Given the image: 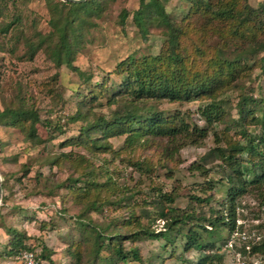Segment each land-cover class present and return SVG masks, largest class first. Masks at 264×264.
<instances>
[{
    "label": "rangeland",
    "instance_id": "rangeland-1",
    "mask_svg": "<svg viewBox=\"0 0 264 264\" xmlns=\"http://www.w3.org/2000/svg\"><path fill=\"white\" fill-rule=\"evenodd\" d=\"M17 1L15 13L9 6L10 14H0V29L8 23V15L20 10L17 32L22 31L30 44L42 41L43 45L28 60L23 39L16 42L14 31L5 36L0 33V111L4 107L16 109L23 101L42 125H34L32 140L27 136V125L21 129L0 125V264H12L3 258V242L25 243L40 251L48 264H181L208 253L184 251L186 234L195 233L205 243L228 240L227 227L214 220L225 219L229 213L228 163L235 159L241 167L264 166V52L246 56L232 78L223 75L213 98L205 94L189 102L145 104L153 112L174 119L177 136L173 139L140 135L127 145V134L116 135L105 129L90 137L92 143L81 129L101 115L105 121L110 119L114 105L106 101L117 94L123 80L118 64L131 55L135 59L155 56L162 45L161 30L142 27L141 31L147 32L142 41L130 15L122 27L118 26L121 10L131 13L137 8L136 0L107 1L105 7L99 5L100 0L95 1L99 7H93L100 13L89 18L88 27L78 25L82 40L75 46L70 65L58 67L54 50L59 40L53 27L61 17L60 0ZM179 4V0H168L163 2L164 10L171 18H178ZM248 5L258 10L264 0H248ZM208 34L203 44L206 57L194 61L197 70L204 69V60L218 49H224L228 58L238 54L225 37ZM243 35L254 36L256 41L264 38L252 24ZM241 98L247 102L248 113L239 112ZM248 99L258 101L259 106L252 109ZM116 100L118 104L124 102L119 97ZM78 111L81 117L71 121ZM193 127L204 135L199 138ZM235 145L245 148L244 152L229 153L231 160L215 153L214 159L202 164L201 157L208 150ZM239 175L244 190L234 201V211L238 214L236 224L241 223L239 234L246 236L245 244L240 239L232 252L222 247L211 252L220 255L211 264H264V252L249 253L252 244L264 242V186L251 184L252 175L244 171ZM168 195L175 198L172 205L164 206L175 209L168 216L184 220L164 233L171 241L141 234V229L148 234L163 231L155 202ZM207 219L216 224L214 229ZM123 221H129L128 227L121 228ZM102 224L114 225L101 231L104 237L112 230L127 238L137 233L121 245L125 250L135 249L141 261L135 262L130 256L123 262L115 260L114 250L108 246L102 247L105 251L96 259L91 226L96 230ZM197 225L215 234L207 236ZM8 229L16 234L8 233Z\"/></svg>",
    "mask_w": 264,
    "mask_h": 264
},
{
    "label": "trees",
    "instance_id": "trees-1",
    "mask_svg": "<svg viewBox=\"0 0 264 264\" xmlns=\"http://www.w3.org/2000/svg\"><path fill=\"white\" fill-rule=\"evenodd\" d=\"M95 1L97 2L99 0H86L80 4L58 1L64 12L61 11V17H59L57 25L53 27L59 40L54 50V62L56 66L59 67L61 64L70 65V61L75 54V46L82 40L80 27L78 25L88 27L89 18L92 15L98 16L100 13L99 10L96 11L94 8L98 5ZM107 1L113 0H100L99 5L101 4V6L105 7ZM136 1L137 8L130 11L131 13L126 9L121 10L118 16V26L122 27L124 20L130 15L132 23L137 27L142 41L146 40L147 32L141 31V28L143 27L146 29L148 27H155L161 30L162 45L158 53L153 57L135 59L131 55L118 64L117 72L123 76V80L120 82L117 94L114 96L111 95L106 101L107 105H114L110 119L105 121L103 115H101L94 119L91 124L83 127L81 131L87 141L92 140L90 137L96 131H101V133H103L105 129H110L111 133L116 135L127 134L129 136L127 140H125L127 145L132 144L130 139L139 138L140 135L158 138L162 137L168 140L173 139L177 136L176 128L173 127L175 125L174 119L170 120L169 117H167L170 115L166 116V114L153 112L151 106L144 107L145 104L149 101H154V104H157V102H161L162 100L168 103L189 102L205 94L208 95L204 97L213 98V91L217 90L216 86L220 85L221 79L225 78L223 75H228L232 78V76L237 73V68L241 65V61L246 60V56L252 57L264 52V38L262 41H256L254 36L251 38L250 35H246L245 37L243 35L245 31H248L249 24H252L255 30L264 34V6L258 10L252 9L248 5V0H206V2L202 0H179L180 4L178 10H180L181 14L178 18L174 19L164 10L163 2H167L168 0ZM17 5V0H0V14L2 15L3 11L8 12L9 6L13 9L12 13H15ZM181 8H184V10L181 11ZM17 12L16 14L8 15L9 21L8 23H4L5 25L0 29V33L5 36L14 31L15 34L13 39L16 42H18L19 39H23V43H25L27 48L26 56L27 59L30 60L34 52L42 47L43 42L38 41L37 43L40 42L38 45L37 43L30 44L23 36L22 31L17 32L18 26L21 24L22 20L20 16L21 11L19 10ZM8 14L10 13L8 12ZM76 20L78 21L77 23H75ZM208 33H212L219 38L225 37L226 40H228L227 43L234 45L233 49L237 51L238 54L232 58H228L226 57L224 49H218L204 60L203 64L205 68L197 70L194 61L195 58L206 57V48L205 46L203 47V44L205 39L208 38ZM185 41H189L187 42V47L184 46ZM237 42H239V44H237ZM242 43L244 44L242 45ZM262 60L264 62V58ZM212 83H214L215 86L212 87ZM117 97H119L120 101L124 99L123 104L117 103ZM241 99L238 104V106H240L239 112L240 114L248 113L249 109L246 107L247 102L245 99ZM247 101L248 103H253L252 109L259 106L258 101H253L251 99ZM80 117L81 113L78 111L70 120L76 121L78 120L77 118ZM37 123L42 125L36 113L32 110H28V108L24 106L23 101H21V104L16 109L4 107L0 111L1 126L21 129L27 125V136L30 140L35 137L34 125ZM45 125H48V123ZM115 129L117 131L113 133ZM184 129L186 130L185 132L188 133V129ZM193 131L200 134L199 138L204 135L203 132L196 129V127H193ZM248 148L249 152H252V149L250 147ZM244 149L245 148L238 145L225 149H210L202 155L201 162L205 164L209 158L213 157L214 159L215 153H218L220 157L231 160L232 157L228 155L229 153H243ZM225 154H227V156ZM227 171L228 174L225 179L229 185V213L225 219L221 217L220 221H217L216 218L214 220L217 225L227 227V239L229 240L233 233H241L239 231L241 229L238 227L241 226V223L236 224L238 214L234 211V201L244 190L242 187L243 183H241L243 181L239 174L241 171H244L252 175L253 179L250 183L261 187L264 186V166L252 164L249 167H241L235 159H232V163H228ZM2 191L3 185L1 184V192ZM193 200L199 202L197 198ZM174 201L175 198L168 195L165 199L159 198L158 201L155 202L157 217L163 222V231L157 233L150 231L148 234L147 231L143 232L144 230L141 229V234L143 233L154 239L164 238L167 242H170L171 240L167 239L164 233L173 231V229L180 224V221L181 223L184 221L168 216V212H174L175 209L170 207L164 208V206L172 205ZM263 205L264 202H262V206ZM142 213L144 216H147L146 212ZM206 221H208V219ZM126 222L123 221L121 228L128 227L129 221ZM215 223H209L213 229L214 226H216ZM197 226L201 227L207 236L215 234V231L209 230V232L202 225ZM113 227L114 225L102 224V227H98L95 230V227L91 226L94 240L97 244L94 253L95 258H99L98 255L101 253L100 251L104 250L103 246H108L114 250L115 260L118 258L119 261L123 262L130 256L133 261L139 263L141 260L137 256L136 250L132 248L130 250H125L123 245H121V241L124 239L132 240L137 236V233H132L129 235V238H127L124 237L123 234L116 233L112 230L113 233L109 235L105 233L106 237H104L101 231L106 232L109 228ZM7 232L16 234L14 230L8 229ZM184 237L186 240L184 243V251L201 250L208 253L195 261L185 260L181 264H211L213 259L220 256L218 253L211 252H218L221 247L222 250H224L223 247L228 241L225 240L221 242L217 240V242L215 241L216 244L214 241L205 243L203 240L199 239L195 233L190 235L186 234ZM6 238L8 237L6 236ZM103 238H107L106 244L103 242ZM258 242L252 244L249 253L262 254L264 252V242L260 246L256 245ZM2 244L5 250L3 258L10 260V263L18 252L23 250H35L33 247H29L25 243L22 244L19 241L11 245H6L7 242H3ZM113 244H118L119 246H114ZM244 244L245 243H243V245ZM238 250L244 252L241 248ZM38 254L39 257L43 259L40 251H38Z\"/></svg>",
    "mask_w": 264,
    "mask_h": 264
},
{
    "label": "built area",
    "instance_id": "built-area-1",
    "mask_svg": "<svg viewBox=\"0 0 264 264\" xmlns=\"http://www.w3.org/2000/svg\"><path fill=\"white\" fill-rule=\"evenodd\" d=\"M242 241V243H244L243 241L246 240V236L239 234V233H233L229 240L226 242V244L224 245V249H226L227 251H234L235 248V241L240 240ZM245 247V251H248L249 248ZM12 264H48L47 262H45L43 259H41L39 257L38 251L37 250H23L21 252H18L17 254H15V256L13 257Z\"/></svg>",
    "mask_w": 264,
    "mask_h": 264
},
{
    "label": "water",
    "instance_id": "water-1",
    "mask_svg": "<svg viewBox=\"0 0 264 264\" xmlns=\"http://www.w3.org/2000/svg\"><path fill=\"white\" fill-rule=\"evenodd\" d=\"M62 2H67V3H73V4H80L85 2L86 0H60ZM0 198H1V180H0Z\"/></svg>",
    "mask_w": 264,
    "mask_h": 264
},
{
    "label": "crops",
    "instance_id": "crops-1",
    "mask_svg": "<svg viewBox=\"0 0 264 264\" xmlns=\"http://www.w3.org/2000/svg\"><path fill=\"white\" fill-rule=\"evenodd\" d=\"M0 233L3 234V230H2V229H0ZM3 240H4V239H2V241H3Z\"/></svg>",
    "mask_w": 264,
    "mask_h": 264
}]
</instances>
